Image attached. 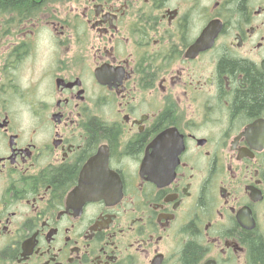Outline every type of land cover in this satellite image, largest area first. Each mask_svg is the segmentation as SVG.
<instances>
[{"label": "flooded vegetation", "instance_id": "flooded-vegetation-1", "mask_svg": "<svg viewBox=\"0 0 264 264\" xmlns=\"http://www.w3.org/2000/svg\"><path fill=\"white\" fill-rule=\"evenodd\" d=\"M0 264H264V0H0Z\"/></svg>", "mask_w": 264, "mask_h": 264}, {"label": "rangeland", "instance_id": "rangeland-1", "mask_svg": "<svg viewBox=\"0 0 264 264\" xmlns=\"http://www.w3.org/2000/svg\"><path fill=\"white\" fill-rule=\"evenodd\" d=\"M30 76H26V78H29ZM26 118H28V116L26 115Z\"/></svg>", "mask_w": 264, "mask_h": 264}, {"label": "water", "instance_id": "water-1", "mask_svg": "<svg viewBox=\"0 0 264 264\" xmlns=\"http://www.w3.org/2000/svg\"><path fill=\"white\" fill-rule=\"evenodd\" d=\"M152 178V177H151Z\"/></svg>", "mask_w": 264, "mask_h": 264}]
</instances>
